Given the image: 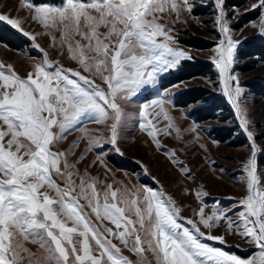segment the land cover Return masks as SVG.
Here are the masks:
<instances>
[{
    "label": "rangeland",
    "instance_id": "rangeland-1",
    "mask_svg": "<svg viewBox=\"0 0 264 264\" xmlns=\"http://www.w3.org/2000/svg\"><path fill=\"white\" fill-rule=\"evenodd\" d=\"M0 22L29 40L0 42V264H263L264 97L243 82L264 62L235 53L264 41V0H0ZM196 59L212 76L161 85ZM197 86L226 94L244 144L174 104Z\"/></svg>",
    "mask_w": 264,
    "mask_h": 264
},
{
    "label": "trees",
    "instance_id": "trees-1",
    "mask_svg": "<svg viewBox=\"0 0 264 264\" xmlns=\"http://www.w3.org/2000/svg\"><path fill=\"white\" fill-rule=\"evenodd\" d=\"M35 3H59L62 0H33ZM246 0H224L225 7H237L245 3ZM211 3L199 4L194 9L195 14L207 13ZM259 15V10L248 12L238 22L237 26L240 27L244 23L255 19ZM0 42L5 43L8 47L20 49L29 43L20 32L12 28L10 25L0 22ZM188 46L204 49L207 48L209 43L201 39L186 40ZM235 57L238 62H243L236 66V69L247 71L252 68L254 62H264V41L255 38H246L240 42ZM213 64L205 59L185 60L183 61L176 71L168 76L162 78L161 85L163 87L171 86L177 82L189 79L196 76H212ZM243 85L253 93L264 97V81L258 79L245 80ZM201 102L200 105L195 106L191 110V114L197 122L205 121L208 119L220 118L223 123H228L223 126H213L212 135L220 140H229L231 145L244 144L246 138L239 130V125L234 118L233 110L230 106L228 97L220 90L214 91L206 87H189L181 90L176 98L175 105L185 107L189 104ZM234 139H230L234 137ZM110 161L120 168L131 169L129 162L124 160H115L109 157ZM258 165L264 167V157L258 156Z\"/></svg>",
    "mask_w": 264,
    "mask_h": 264
},
{
    "label": "built area",
    "instance_id": "built-area-1",
    "mask_svg": "<svg viewBox=\"0 0 264 264\" xmlns=\"http://www.w3.org/2000/svg\"><path fill=\"white\" fill-rule=\"evenodd\" d=\"M263 264H264V258H263Z\"/></svg>",
    "mask_w": 264,
    "mask_h": 264
}]
</instances>
